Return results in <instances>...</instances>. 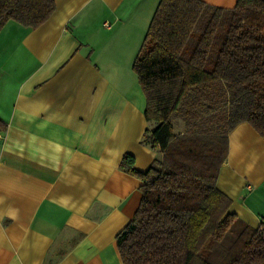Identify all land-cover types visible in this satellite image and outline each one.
I'll return each mask as SVG.
<instances>
[{
  "label": "crops",
  "instance_id": "obj_1",
  "mask_svg": "<svg viewBox=\"0 0 264 264\" xmlns=\"http://www.w3.org/2000/svg\"><path fill=\"white\" fill-rule=\"evenodd\" d=\"M54 2L37 27L0 30V264H123L116 236L142 180L122 159L144 172L160 156L142 141L154 123L132 69L159 0ZM217 187L241 222L264 220V139L247 122Z\"/></svg>",
  "mask_w": 264,
  "mask_h": 264
},
{
  "label": "trees",
  "instance_id": "obj_2",
  "mask_svg": "<svg viewBox=\"0 0 264 264\" xmlns=\"http://www.w3.org/2000/svg\"><path fill=\"white\" fill-rule=\"evenodd\" d=\"M54 9V0H0V30L10 20L35 28ZM132 69L154 123L142 141L160 156L144 172L122 159L142 180L116 236L122 263L264 264V220L241 222L217 187L233 128L247 122L264 139V0H159Z\"/></svg>",
  "mask_w": 264,
  "mask_h": 264
},
{
  "label": "rangeland",
  "instance_id": "obj_3",
  "mask_svg": "<svg viewBox=\"0 0 264 264\" xmlns=\"http://www.w3.org/2000/svg\"><path fill=\"white\" fill-rule=\"evenodd\" d=\"M174 122V128L177 131H180L181 129H184V127L182 126L181 122L179 120H173ZM230 232V230L228 231V233ZM227 233V234H228ZM231 237H233V234L231 233L230 236L227 238V240H231Z\"/></svg>",
  "mask_w": 264,
  "mask_h": 264
},
{
  "label": "built area",
  "instance_id": "obj_4",
  "mask_svg": "<svg viewBox=\"0 0 264 264\" xmlns=\"http://www.w3.org/2000/svg\"><path fill=\"white\" fill-rule=\"evenodd\" d=\"M106 25H108V24L106 23Z\"/></svg>",
  "mask_w": 264,
  "mask_h": 264
}]
</instances>
